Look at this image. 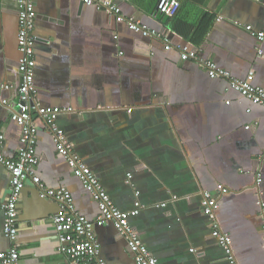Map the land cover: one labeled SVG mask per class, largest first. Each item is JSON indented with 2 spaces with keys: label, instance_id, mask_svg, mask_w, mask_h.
<instances>
[{
  "label": "crops",
  "instance_id": "obj_1",
  "mask_svg": "<svg viewBox=\"0 0 264 264\" xmlns=\"http://www.w3.org/2000/svg\"><path fill=\"white\" fill-rule=\"evenodd\" d=\"M158 1L116 3L125 19L166 38L169 50L104 9L79 0H34L37 101L71 109L56 117V126L118 209L141 204L129 223L158 264H232L201 213L204 191L219 203L233 264H264V108L226 79H209L198 62L181 61L176 49L188 44L199 59L264 89V42L244 29L263 28L264 0H178L172 16L157 12ZM207 17L211 24L198 35L196 27ZM17 32L15 0H0V101L6 100L0 130L7 159L22 147L10 120L18 102ZM5 84L11 88L1 89ZM32 120L35 174L45 187H66L76 213L93 221L95 201L56 152L42 119L32 114ZM8 196L9 174L0 164V199ZM59 210L26 183L17 203L19 264H68L51 222ZM3 223L0 211V251H7L12 244ZM94 232L106 264H135L111 224Z\"/></svg>",
  "mask_w": 264,
  "mask_h": 264
},
{
  "label": "built area",
  "instance_id": "obj_2",
  "mask_svg": "<svg viewBox=\"0 0 264 264\" xmlns=\"http://www.w3.org/2000/svg\"><path fill=\"white\" fill-rule=\"evenodd\" d=\"M83 5L104 9L114 15L118 22H125L128 28L143 37L160 39L169 50V41L148 26L132 18L125 19L116 0H79ZM260 1V0H256ZM18 32H17V70L19 83L16 87L18 102L11 112L10 120L20 131L19 141L22 147L14 159H7L1 151L4 134L0 130V164L9 174V196L4 201L0 199V211L4 215L3 235L12 244L7 251H0V264H19V254L16 248L17 238V203L26 183L29 181L38 190V196L43 200H52L58 204L59 213L52 217L51 222L56 234L58 251L66 258L68 264H106L100 257V244L95 235V227L111 224L117 233L126 240V248L135 264H158L148 251L145 244L132 229L129 219L135 217L141 208L136 201L129 211L118 209L106 194L97 177L91 172L84 161L73 151L64 132L55 124L56 117L71 109L58 107H41L37 101V87L34 84L35 43L34 35L36 12L34 0H15ZM180 6L178 0H159L156 10L161 15L172 16ZM244 29L251 32L258 42H264V25L259 31H253L251 26L244 25ZM181 61H196L204 67L211 80L226 79L230 88L241 97L254 105L264 108V89L254 86L247 80L231 77L226 71L217 67L212 61H205L197 57L195 49L188 44L176 47ZM261 55V50H258ZM251 73L249 74V77ZM9 85H1V89L8 90ZM6 105V100L0 101V106ZM32 114H37L44 122L45 128L52 137L56 152L65 158L72 173L77 178L90 197L95 201L98 213L93 221L83 219L74 209L70 192L64 186L58 188L45 187L35 174L37 166L36 137L37 127L33 123ZM130 178V176H128ZM260 182V179L257 181ZM222 189L221 185L217 186ZM138 196V193H136ZM264 215V204H260ZM219 203L215 196L202 192L201 213L209 220L211 236L232 260L231 239L223 232L218 221Z\"/></svg>",
  "mask_w": 264,
  "mask_h": 264
},
{
  "label": "trees",
  "instance_id": "obj_3",
  "mask_svg": "<svg viewBox=\"0 0 264 264\" xmlns=\"http://www.w3.org/2000/svg\"><path fill=\"white\" fill-rule=\"evenodd\" d=\"M205 18V17H204ZM202 19V21L197 25L196 30L199 32L198 35H203L207 32L210 24H211V18L207 17V19Z\"/></svg>",
  "mask_w": 264,
  "mask_h": 264
}]
</instances>
